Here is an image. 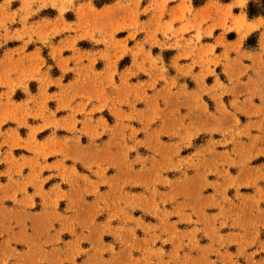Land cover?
Here are the masks:
<instances>
[{
	"label": "rangeland",
	"instance_id": "374dc122",
	"mask_svg": "<svg viewBox=\"0 0 264 264\" xmlns=\"http://www.w3.org/2000/svg\"><path fill=\"white\" fill-rule=\"evenodd\" d=\"M205 1L0 5V264H264V53Z\"/></svg>",
	"mask_w": 264,
	"mask_h": 264
},
{
	"label": "crops",
	"instance_id": "0c3cea01",
	"mask_svg": "<svg viewBox=\"0 0 264 264\" xmlns=\"http://www.w3.org/2000/svg\"><path fill=\"white\" fill-rule=\"evenodd\" d=\"M23 1V0H22ZM87 1V0H84ZM128 0H112V2H126ZM133 2L135 0H132ZM237 1L238 0H225L224 2L221 3V6L223 8H230L231 15L233 18L230 20L231 21V30H228L224 33H218L217 35L215 34V30L212 31L211 39H213V44L214 46L218 45L219 40L223 41L226 43V47L221 49V50H231L232 48L237 47V42H239V35L237 34V31L232 28V23L234 22V19H238V21L242 24L243 28V36H241L240 39V44L241 42L247 39L251 34L257 33V44L258 47L255 48L256 53L259 55H262L264 53V5L261 1L264 2V0H247L246 5L242 3V7H237ZM6 0H0V5L5 3ZM189 0H175L173 4L174 7L180 6L184 3H188ZM208 2L210 1H205L202 5H200V8H203L208 5ZM247 4L249 8H254L249 10V16L246 12ZM263 5V6H262ZM256 7H260L261 9L255 10ZM263 7V8H262ZM238 9V10H237ZM236 25V24H235ZM230 31H232L235 35L233 39H228L227 36L230 34ZM240 34V33H239ZM208 35V34H205Z\"/></svg>",
	"mask_w": 264,
	"mask_h": 264
},
{
	"label": "clouds",
	"instance_id": "9594fccd",
	"mask_svg": "<svg viewBox=\"0 0 264 264\" xmlns=\"http://www.w3.org/2000/svg\"><path fill=\"white\" fill-rule=\"evenodd\" d=\"M24 2H25L26 5L28 4V0H24ZM72 2H73V0H67V3L68 4H71ZM168 2H169V0H164V3H168ZM6 3L11 4L12 3V0H6ZM242 3L246 5L247 0H242ZM53 6H55V5H53ZM67 10L68 9H64V11H67ZM208 35L211 36L212 33L209 32ZM196 38L197 39H201L202 37L199 34H197V37Z\"/></svg>",
	"mask_w": 264,
	"mask_h": 264
},
{
	"label": "bare ground",
	"instance_id": "6f19581e",
	"mask_svg": "<svg viewBox=\"0 0 264 264\" xmlns=\"http://www.w3.org/2000/svg\"><path fill=\"white\" fill-rule=\"evenodd\" d=\"M240 1H242V0H239V2H240ZM239 2H238V3H239Z\"/></svg>",
	"mask_w": 264,
	"mask_h": 264
}]
</instances>
